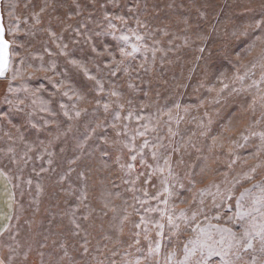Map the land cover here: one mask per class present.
Masks as SVG:
<instances>
[{
  "label": "rangeland",
  "instance_id": "rangeland-1",
  "mask_svg": "<svg viewBox=\"0 0 264 264\" xmlns=\"http://www.w3.org/2000/svg\"><path fill=\"white\" fill-rule=\"evenodd\" d=\"M1 12L4 264H264V0Z\"/></svg>",
  "mask_w": 264,
  "mask_h": 264
},
{
  "label": "crops",
  "instance_id": "crops-1",
  "mask_svg": "<svg viewBox=\"0 0 264 264\" xmlns=\"http://www.w3.org/2000/svg\"><path fill=\"white\" fill-rule=\"evenodd\" d=\"M15 197L6 177L0 173V236L7 230L14 216ZM0 264L4 262L0 259Z\"/></svg>",
  "mask_w": 264,
  "mask_h": 264
},
{
  "label": "snow or ice",
  "instance_id": "snow-or-ice-1",
  "mask_svg": "<svg viewBox=\"0 0 264 264\" xmlns=\"http://www.w3.org/2000/svg\"><path fill=\"white\" fill-rule=\"evenodd\" d=\"M125 39L127 38L125 37ZM7 49H8V44L3 39L2 29H0V74L3 73V69L7 64Z\"/></svg>",
  "mask_w": 264,
  "mask_h": 264
},
{
  "label": "water",
  "instance_id": "water-1",
  "mask_svg": "<svg viewBox=\"0 0 264 264\" xmlns=\"http://www.w3.org/2000/svg\"><path fill=\"white\" fill-rule=\"evenodd\" d=\"M1 2H2V0H0V29H2L3 39L6 41V39H5V31H4V26H3V19H2V12H1ZM7 44H8V42H7ZM8 66H9V44H8V49H7V64L4 67V69H3V73L0 74V79L4 76L5 72L8 69Z\"/></svg>",
  "mask_w": 264,
  "mask_h": 264
}]
</instances>
